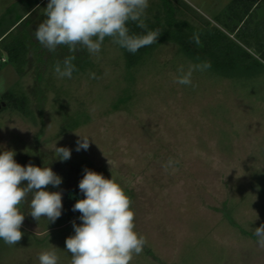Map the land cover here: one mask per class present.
Returning a JSON list of instances; mask_svg holds the SVG:
<instances>
[{"label": "rangeland", "instance_id": "1", "mask_svg": "<svg viewBox=\"0 0 264 264\" xmlns=\"http://www.w3.org/2000/svg\"><path fill=\"white\" fill-rule=\"evenodd\" d=\"M48 2L0 0V41L6 28L29 39L19 68L0 44V153L54 167L83 196L85 169L113 177L147 241L130 264H264L253 234L264 224V0L237 16L233 0H149V26L197 33L198 48L231 59L227 71L194 72L195 87L175 82L177 68L202 61L172 40L133 54L106 37L98 60L85 49L88 60L59 78L54 66L68 47L49 51L34 35ZM244 51L251 62L225 55ZM78 135L89 138L87 150H76ZM56 147L70 149V159L57 158ZM30 199L19 205L21 240H0V264H39L51 244L59 264H70L65 241L81 213L37 221Z\"/></svg>", "mask_w": 264, "mask_h": 264}, {"label": "clouds", "instance_id": "2", "mask_svg": "<svg viewBox=\"0 0 264 264\" xmlns=\"http://www.w3.org/2000/svg\"><path fill=\"white\" fill-rule=\"evenodd\" d=\"M148 7L149 0H49L44 8L46 19L37 26L34 35L52 52L58 46H67L72 52L83 48L98 60L102 44L108 37L113 44L134 54L156 43L161 34L159 30L131 34L127 27L128 22H136L138 27L147 28L144 16ZM193 40L197 45L201 43L197 33L193 34ZM74 60L75 56L70 55L62 64L57 62L55 74L59 78H71L76 70ZM210 67L208 61H189L187 67L180 64L175 82L192 85L193 73L204 72ZM79 137L76 150H87L89 138ZM15 154L14 150L0 153V240L9 246L17 245L23 236L20 229L25 215L19 205L28 201L29 196V214L37 221L45 217L55 222L63 207L61 192L45 190L48 185L58 187L62 178L49 166H21L15 161ZM55 155L66 161L71 151L56 147ZM172 163L170 159L166 168ZM84 173L79 189L85 198L73 206V211L81 213L82 223L73 222L75 235L65 241L66 250L71 254L70 264H130L147 243L146 238L135 231L131 198L113 177L106 179L89 169ZM25 181L26 186H21ZM253 234L259 247L264 248V224L255 228ZM57 249L51 244L50 248L42 250L39 264H59Z\"/></svg>", "mask_w": 264, "mask_h": 264}, {"label": "trees", "instance_id": "3", "mask_svg": "<svg viewBox=\"0 0 264 264\" xmlns=\"http://www.w3.org/2000/svg\"><path fill=\"white\" fill-rule=\"evenodd\" d=\"M260 0H233L230 9L231 12L235 14L236 16L239 15L238 12H242L243 15L248 13L254 5H256ZM19 23L18 26H20L19 31L22 29L21 26L30 21L29 19L25 18L23 20H18ZM145 21V19H144ZM145 24L147 25V28H140L137 26L136 22H128L127 27L130 30L131 34H137V35H143L147 31H155L159 30L161 33L160 36L157 39L156 43H153L152 45L142 47L139 49L136 53L138 54H145L150 52L151 49L156 47L160 42L164 40H172L179 43L182 47V49L188 54L193 57H196L198 59H201L202 62L208 61L211 63L210 69L216 70L218 72L227 71L229 69L228 64H231V59L227 61V59H220L215 53H213L211 50H209V47H206V45H202L200 48H198V45L193 40V35L187 34L186 32L182 30H167L163 25H159L157 27H153L152 25H148L147 20L145 21ZM235 25L234 27H236ZM23 27V26H22ZM154 28V30L150 28ZM18 28V27H17ZM12 28H6L1 34L3 35L0 44L2 46V51L8 56V61L11 62L13 65H16L21 67L25 62L26 59L23 56V53L27 51L28 49V43L26 40V35H12L13 31H10ZM12 36L10 39L9 37ZM32 43V42H31ZM240 47V46H239ZM241 48V47H240ZM69 53H67L69 56H75V60L77 62L87 61V53H85V49L78 48L77 52H72L69 50ZM246 52L247 55L244 53ZM243 53H226V56H232L233 60L238 64L237 61H240L239 63H248L251 62L250 60L251 56L248 51H244ZM224 56V57H226ZM250 56V57H249ZM83 57V58H82ZM244 61L242 62L241 60ZM250 60V61H249ZM7 61V60H6ZM73 61V62H74ZM235 63V64H236Z\"/></svg>", "mask_w": 264, "mask_h": 264}, {"label": "flooded vegetation", "instance_id": "4", "mask_svg": "<svg viewBox=\"0 0 264 264\" xmlns=\"http://www.w3.org/2000/svg\"><path fill=\"white\" fill-rule=\"evenodd\" d=\"M37 167H39L37 165ZM53 172L56 173L58 176L60 173H58L57 169L54 167H51ZM23 186H26L27 182H22ZM46 191H59L62 193V214L61 216L71 215L73 216L71 220L76 219L77 214L80 213L79 211H73L74 204L80 200L85 198L80 192H78L76 189H71L65 184V181L62 178V183L58 187H53L52 185H48L45 188Z\"/></svg>", "mask_w": 264, "mask_h": 264}, {"label": "built area", "instance_id": "5", "mask_svg": "<svg viewBox=\"0 0 264 264\" xmlns=\"http://www.w3.org/2000/svg\"><path fill=\"white\" fill-rule=\"evenodd\" d=\"M6 61V59H2V62H5Z\"/></svg>", "mask_w": 264, "mask_h": 264}, {"label": "crops", "instance_id": "6", "mask_svg": "<svg viewBox=\"0 0 264 264\" xmlns=\"http://www.w3.org/2000/svg\"><path fill=\"white\" fill-rule=\"evenodd\" d=\"M5 59V58H4Z\"/></svg>", "mask_w": 264, "mask_h": 264}]
</instances>
